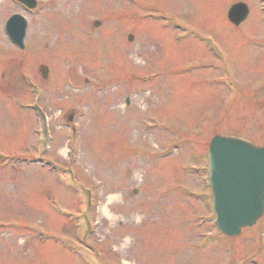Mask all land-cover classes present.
Segmentation results:
<instances>
[{"label":"rangeland","instance_id":"374dc122","mask_svg":"<svg viewBox=\"0 0 264 264\" xmlns=\"http://www.w3.org/2000/svg\"><path fill=\"white\" fill-rule=\"evenodd\" d=\"M39 1L28 10L0 0V151L31 158L14 168L0 157V264H85L68 239L101 264H262L257 238L255 250L244 244L264 216L223 238L203 176L213 135L264 144V0H240L250 10L239 26L226 16L239 0ZM14 13L30 24L23 50L4 32ZM165 17L192 32L163 27ZM203 38L221 47V60ZM38 83L50 168L34 159L32 112L15 103H29ZM69 168L72 178L55 176ZM77 186L94 198V227L82 234L86 192Z\"/></svg>","mask_w":264,"mask_h":264},{"label":"water","instance_id":"95a60500","mask_svg":"<svg viewBox=\"0 0 264 264\" xmlns=\"http://www.w3.org/2000/svg\"><path fill=\"white\" fill-rule=\"evenodd\" d=\"M34 7V0H20ZM248 13L243 3L234 4L228 12L231 22L238 25ZM24 20L14 16L7 32L20 44ZM209 174L214 194L216 223L226 235L234 236L240 228L252 225L264 209V147L248 141L215 136L209 152Z\"/></svg>","mask_w":264,"mask_h":264},{"label":"flooded vegetation","instance_id":"af4514ba","mask_svg":"<svg viewBox=\"0 0 264 264\" xmlns=\"http://www.w3.org/2000/svg\"><path fill=\"white\" fill-rule=\"evenodd\" d=\"M259 247L262 249H264V234H263V236H262V238H261V242H260V245H259ZM262 259H264V253H263V255H262ZM263 264H264V262H263Z\"/></svg>","mask_w":264,"mask_h":264},{"label":"bare ground","instance_id":"6f19581e","mask_svg":"<svg viewBox=\"0 0 264 264\" xmlns=\"http://www.w3.org/2000/svg\"><path fill=\"white\" fill-rule=\"evenodd\" d=\"M109 199H112V197L110 196Z\"/></svg>","mask_w":264,"mask_h":264}]
</instances>
